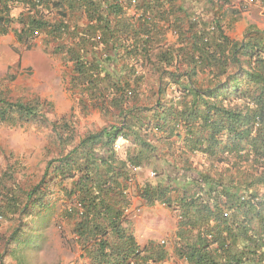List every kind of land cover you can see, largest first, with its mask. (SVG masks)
<instances>
[{"label": "trees", "instance_id": "1", "mask_svg": "<svg viewBox=\"0 0 264 264\" xmlns=\"http://www.w3.org/2000/svg\"><path fill=\"white\" fill-rule=\"evenodd\" d=\"M244 10L235 0H0V35L53 41L81 112L109 119L79 135L73 112L50 119L51 102L0 86V124L51 128L36 182H19L15 165L0 172V219H17L1 263L9 253L24 264L58 193L87 264H264V29L231 37ZM130 166L155 179L137 183ZM134 182L147 204L178 214L172 250L138 242Z\"/></svg>", "mask_w": 264, "mask_h": 264}, {"label": "rangeland", "instance_id": "2", "mask_svg": "<svg viewBox=\"0 0 264 264\" xmlns=\"http://www.w3.org/2000/svg\"><path fill=\"white\" fill-rule=\"evenodd\" d=\"M241 1L245 10L234 27L228 29L230 36L236 39L243 37L250 24L264 29V5L260 1L235 0L238 4ZM203 4L202 1L197 5L202 7ZM19 11L20 8H16L13 14L17 15ZM169 39H175L171 32ZM53 49L54 42L45 40L43 35L29 43L20 42L12 31L0 35V86L13 99L39 96L51 102L52 108L48 110L50 119L73 112L78 118L79 135L87 130L101 128L109 119L98 109H92L88 113L81 112L69 89L72 65L65 62ZM50 132L49 126L0 124V172L9 165H15V176L19 182H36L51 156L47 152ZM127 144L121 145L119 153L122 156L125 155ZM152 171L154 172L152 168H141L136 173V182L154 180ZM132 185L133 206L129 213L138 242L144 245L149 240L166 241L172 250L171 241L178 226V214L160 203L147 204L137 194L136 183ZM52 198H58L56 208L44 218L41 243L24 251V264H87L74 241L71 224L60 217L62 195L56 193ZM16 224L15 217L0 219V252L5 250V241ZM0 264L17 263L15 258L6 253ZM170 264L184 263L173 258Z\"/></svg>", "mask_w": 264, "mask_h": 264}, {"label": "built area", "instance_id": "3", "mask_svg": "<svg viewBox=\"0 0 264 264\" xmlns=\"http://www.w3.org/2000/svg\"><path fill=\"white\" fill-rule=\"evenodd\" d=\"M123 140V138H119V140L117 141V143L115 144V148L119 151L121 148V141ZM132 171L134 173H138L139 170L141 169V167H135V166H130ZM151 175H155V172L152 171ZM133 181V179L131 180Z\"/></svg>", "mask_w": 264, "mask_h": 264}, {"label": "crops", "instance_id": "4", "mask_svg": "<svg viewBox=\"0 0 264 264\" xmlns=\"http://www.w3.org/2000/svg\"><path fill=\"white\" fill-rule=\"evenodd\" d=\"M123 143H124V144H125V143H126V144L128 143L127 146L130 145V143H129L127 140H125V139H123V140L121 141V145H123ZM140 170H141V169H140Z\"/></svg>", "mask_w": 264, "mask_h": 264}]
</instances>
